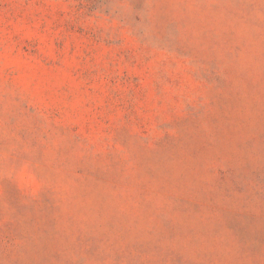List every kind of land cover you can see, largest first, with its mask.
Wrapping results in <instances>:
<instances>
[{
  "label": "rangeland",
  "instance_id": "obj_1",
  "mask_svg": "<svg viewBox=\"0 0 264 264\" xmlns=\"http://www.w3.org/2000/svg\"><path fill=\"white\" fill-rule=\"evenodd\" d=\"M0 264H264V0H0Z\"/></svg>",
  "mask_w": 264,
  "mask_h": 264
}]
</instances>
